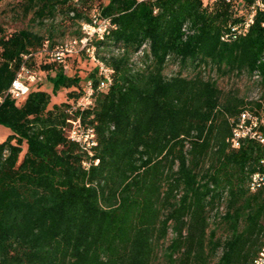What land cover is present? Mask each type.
I'll return each instance as SVG.
<instances>
[{
  "label": "trees",
  "instance_id": "1",
  "mask_svg": "<svg viewBox=\"0 0 264 264\" xmlns=\"http://www.w3.org/2000/svg\"><path fill=\"white\" fill-rule=\"evenodd\" d=\"M94 9L116 26L94 41L115 77L75 115L95 129L90 155L67 127L97 67L50 52L81 37ZM11 11L29 23L8 32L0 21V123L11 129L0 142V264H253L264 188L249 181L264 173V145L229 139L242 112L264 110V11L231 41L222 36L241 17L224 0H16ZM84 58L87 74L69 73ZM170 63L180 68L167 75ZM22 66L42 69L52 92L6 95ZM207 71L245 73L261 94L225 91ZM62 89L67 100L52 103Z\"/></svg>",
  "mask_w": 264,
  "mask_h": 264
},
{
  "label": "built area",
  "instance_id": "2",
  "mask_svg": "<svg viewBox=\"0 0 264 264\" xmlns=\"http://www.w3.org/2000/svg\"><path fill=\"white\" fill-rule=\"evenodd\" d=\"M224 1L231 3L234 8L238 9L237 14L241 18L230 26L229 31L222 36V39L231 41L246 36L250 32L258 13L264 11V0ZM115 28L116 26L110 18L102 16L98 10L94 9L90 21H84L81 24L83 33L81 37L67 38L50 52L51 59L60 63H66L67 58L70 56L84 53L97 67V83L93 79H88L83 85L80 97L70 102L69 112L71 117L68 119L67 127L69 138L79 143L82 149L90 155H93L94 147L98 144L95 129L93 126L84 123L80 115H75L92 108L97 94L100 91H107L114 83L115 69L106 60L98 56L94 41L104 39ZM37 81V72L22 66L6 95L11 96L17 103H21L27 98L32 85ZM2 100L3 97H0V102ZM246 139L258 141L264 145V110L258 112L247 109L233 121L232 136L229 139L232 146L239 147ZM96 163H98V160ZM84 165L89 166L87 162ZM249 187L253 191L264 188V173H253L250 177ZM253 264H264V241Z\"/></svg>",
  "mask_w": 264,
  "mask_h": 264
},
{
  "label": "rangeland",
  "instance_id": "3",
  "mask_svg": "<svg viewBox=\"0 0 264 264\" xmlns=\"http://www.w3.org/2000/svg\"><path fill=\"white\" fill-rule=\"evenodd\" d=\"M97 1H104L107 2L108 0H97ZM16 2V0H1L0 1V21L6 24L8 32H11L15 29H19L28 25V19H22L17 17L14 12L11 11L12 4ZM74 27H70L66 35H70L71 31ZM62 37H57L56 39H61ZM42 55L37 56V62L40 63L42 60ZM69 73H74L75 71L79 72L80 75L85 76L89 69L93 67L92 62L87 59H81L80 61L74 62L70 61ZM180 66L178 63H170L165 70L167 75L175 74L179 70ZM36 71L38 74V81L33 84L32 88H41L52 92V82L48 77L45 76L42 69L36 66ZM187 71H185L186 74ZM206 74H210L211 76L217 78L219 85L225 90L230 91L234 90L238 92L240 96L247 97L249 99H255L259 97L261 94L260 89H256L254 83L252 82L251 78L247 74H234L228 76H219L216 72H209L207 71ZM67 92L68 90L62 89L59 91L57 95H53L52 103H61L67 100ZM6 131L8 134L11 132V129L0 123V138H3ZM5 139V138H4ZM2 139V140H4ZM0 139V142L2 141ZM171 237V235L169 236Z\"/></svg>",
  "mask_w": 264,
  "mask_h": 264
},
{
  "label": "crops",
  "instance_id": "4",
  "mask_svg": "<svg viewBox=\"0 0 264 264\" xmlns=\"http://www.w3.org/2000/svg\"><path fill=\"white\" fill-rule=\"evenodd\" d=\"M7 135H8V131H6V133H5V135L3 136V138H0V139L2 140V139H4V138H6Z\"/></svg>",
  "mask_w": 264,
  "mask_h": 264
}]
</instances>
